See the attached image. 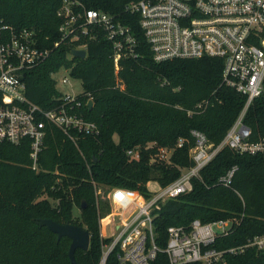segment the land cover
I'll return each instance as SVG.
<instances>
[{
	"label": "trees",
	"instance_id": "1",
	"mask_svg": "<svg viewBox=\"0 0 264 264\" xmlns=\"http://www.w3.org/2000/svg\"><path fill=\"white\" fill-rule=\"evenodd\" d=\"M79 1L129 25L137 39V55L122 58L115 72L111 42L99 34L87 39L85 57L69 58L72 43L60 42L48 57L25 71V94L49 107L59 95L50 73L62 65L70 67V74L83 85L77 96L79 110L98 124L99 132H75L72 140L50 126L38 155V169L31 168L27 140L0 144V264H73L67 254L70 238L57 239L56 233L38 223L40 218L84 226L89 232L88 247L75 249V261L96 264L102 241L109 240L99 233V217L109 210V204L96 194V187H124L146 195L148 181L166 185L192 163L189 129L202 130L217 145L245 101L243 94L221 82L219 57L154 60L139 14L124 9L136 0ZM59 4L60 0H0V23L28 28L42 45L52 46L60 38ZM87 99L92 101L90 106ZM244 123L251 128L252 139L264 133V95L253 99ZM179 138L185 139L181 145H177ZM135 146L140 148L139 157L129 158L125 150ZM159 147L171 149L169 162L157 156ZM233 165L236 169L230 184L218 182ZM148 184L155 186L154 182ZM75 207L79 209L76 216ZM234 215L239 223L217 246L242 242L264 231V152L238 153L223 146L199 176L192 178L191 190L161 203L153 218L154 239L164 246L166 228L171 224ZM158 259L167 262L162 252ZM106 264H118L113 251ZM228 264H264V248L231 256Z\"/></svg>",
	"mask_w": 264,
	"mask_h": 264
},
{
	"label": "built area",
	"instance_id": "2",
	"mask_svg": "<svg viewBox=\"0 0 264 264\" xmlns=\"http://www.w3.org/2000/svg\"><path fill=\"white\" fill-rule=\"evenodd\" d=\"M124 9L139 14V24L154 60L205 55L219 57L222 59L221 82L243 94L245 101L217 145L209 142L202 130L189 129L192 163L181 168L178 177L171 182L161 186L155 181V186L150 187L148 181L146 195L124 187L107 188L106 193L110 191L107 197L117 212L103 221L99 218L100 236L109 240L102 241L96 264H106L112 251L118 264H162L158 259L161 252L166 256V264H228L231 256L249 248H264V231L254 233L242 242L216 245L234 224L239 223L235 215L210 221L194 218L188 225L171 224L166 228L164 246L155 242L153 227V218L161 203L191 190L192 178L199 176L201 168L223 146L238 153L264 152V133L252 139V130L244 123V115L253 99L264 95V0H136L128 2ZM56 14L60 18V38L52 46L42 45L28 28L15 29L0 23V144H20L27 140L33 169H38V155L50 126H56L72 140L75 132L98 134L99 126L79 110L81 101L77 96L83 90L71 95L56 87L53 74L60 68L80 79L70 74V67L62 65L50 73L59 95L49 107L27 97L25 71L48 57L60 42L72 43L71 48H84L86 56L87 39H94L99 34L111 42L115 72L122 58L137 55V39L130 26L111 13L87 7L79 0H60ZM70 49L69 58L73 56ZM60 80L70 82L65 74ZM88 100L91 99L86 103ZM184 140L179 138L177 145ZM170 151V148L159 147L156 154L169 162ZM125 153L136 159L140 148L130 147ZM155 157L150 156L149 160ZM235 169V165L227 169L218 177V182L229 185ZM118 189L126 195L119 197ZM235 192L239 194L237 190ZM102 223L105 228H101Z\"/></svg>",
	"mask_w": 264,
	"mask_h": 264
},
{
	"label": "water",
	"instance_id": "3",
	"mask_svg": "<svg viewBox=\"0 0 264 264\" xmlns=\"http://www.w3.org/2000/svg\"><path fill=\"white\" fill-rule=\"evenodd\" d=\"M70 52L77 57H85L86 54V50L84 48H71ZM91 103L92 101L88 100L87 104L89 106ZM38 223L45 225L49 230L56 233L57 239H59L61 236H68L70 238L67 254L71 263L76 264L74 251L76 248L86 249L88 247V230L84 226L76 223H60L52 220L51 218H40Z\"/></svg>",
	"mask_w": 264,
	"mask_h": 264
},
{
	"label": "rangeland",
	"instance_id": "4",
	"mask_svg": "<svg viewBox=\"0 0 264 264\" xmlns=\"http://www.w3.org/2000/svg\"><path fill=\"white\" fill-rule=\"evenodd\" d=\"M64 74L69 78L70 82H63L60 80L61 75H64ZM53 77H54V79H56V87L62 93H69L71 95H74V94L79 93L83 90V85L81 83V80L71 77L68 74V71L65 70L64 68H60V70L57 73L53 74ZM108 187H110V186H99V188L97 187V189H96V194L100 198L105 199L109 204V210L106 211V213L102 214L101 217H99V218H102L101 221H103V219L106 216H113L117 212V210L114 207V204L112 205V203L110 202V200L107 197L109 192H110V191H108L106 193V190ZM98 190H100V191L98 192ZM116 193L119 197H124L126 195L125 192H123L119 189L116 191ZM117 199H119V198H117ZM73 214L75 216L79 214V209L77 207L73 208ZM101 228H105V223H102Z\"/></svg>",
	"mask_w": 264,
	"mask_h": 264
},
{
	"label": "crops",
	"instance_id": "5",
	"mask_svg": "<svg viewBox=\"0 0 264 264\" xmlns=\"http://www.w3.org/2000/svg\"><path fill=\"white\" fill-rule=\"evenodd\" d=\"M149 182H155L154 180H150Z\"/></svg>",
	"mask_w": 264,
	"mask_h": 264
}]
</instances>
